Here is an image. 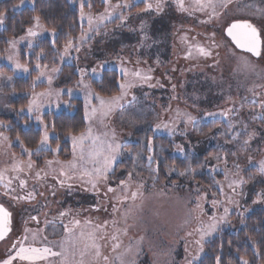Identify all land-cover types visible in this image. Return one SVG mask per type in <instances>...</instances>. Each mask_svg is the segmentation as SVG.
Here are the masks:
<instances>
[{"label": "rangeland", "instance_id": "1", "mask_svg": "<svg viewBox=\"0 0 264 264\" xmlns=\"http://www.w3.org/2000/svg\"><path fill=\"white\" fill-rule=\"evenodd\" d=\"M72 1L78 4L80 10L83 4L86 15L83 20L80 17V23L82 31L90 38L81 43L78 39L80 34L74 40V43L80 45V50L77 52L70 48L69 55L63 58L60 56L56 66L45 69L52 78L51 84L47 77L36 80L39 70L31 62L30 54L37 41L45 37L54 39L55 34L40 22L44 31L37 37H28L26 32L23 36L12 38L17 41L16 48L9 45L5 53H0V66L6 65L12 70L11 74L0 73V115L13 118L27 115L31 119L28 118L29 125L33 123L43 132L47 131L50 137V131L45 128L47 123L44 116L62 111L73 112L74 100L80 99L87 122L86 130L81 133H87L91 128L93 135L103 138L108 133L107 138L111 140L114 131L115 142L120 144V154L107 173V180H100L96 190L86 182L87 177L84 180H66L61 186L55 178L59 176L60 166H49L45 162L75 159L79 165H83L78 153L74 157L72 151L69 158L62 159L58 156L60 147L59 151L51 148L49 140L47 147H23L17 138L12 139L6 124L0 125V132L8 138L0 142V170H5V183L8 178L12 179L11 191L4 183H0V204L11 213L13 230L9 237L0 242V260L12 254L13 243L23 241L25 235L28 237L25 241L27 244L48 246L54 251L68 247L78 252L82 246L78 240L79 233L81 230H89L85 224L87 220L101 224L115 218L118 227L128 228L127 235L121 233L123 243L119 252H123L129 244H134L139 237L144 238L138 253L134 249L133 253L124 257L126 262L134 260L135 264H188L198 251L196 241L200 235L197 228L201 221L207 224L213 214L217 218L223 216L224 208L227 207L228 222L220 224L216 232L204 238V250L194 262L196 264L205 255L206 245L220 232L236 229L243 216L254 206L264 205V200L254 203L257 193L264 192V174L258 169L259 162L264 160V45L261 57L254 58L237 51L226 36V29L231 23L250 20L264 41V0H215L218 15L211 20V9L203 12L196 10L194 0H184L188 11H181L176 0H165L161 13L154 10L141 11L146 6L142 0H129L131 7L116 9L112 19L105 21L95 31L89 30L87 16L96 17L103 13L108 7L105 0L103 6L95 7L90 0ZM117 2L112 0L113 5ZM151 2L155 3V0ZM135 5L140 6L134 9ZM121 12L128 17L126 21L119 18ZM31 28L39 31L35 29V24ZM201 40H211L215 43L214 47L220 49L212 63H201L205 56L195 48L191 49V58L186 55L191 45L198 43L207 48ZM30 41L32 48L28 47ZM8 56L27 65L28 72L16 69L14 61L8 60ZM73 66L79 75L77 83L73 82L69 68ZM52 69L58 71L53 72ZM107 69L119 72L120 84L132 83L133 87L127 89L128 94L121 101L122 108L114 109L107 116L97 112L89 118L86 112H91L92 106L100 108L98 97H112L97 93L93 84ZM125 70H142V75H149L151 79L142 80L125 75ZM29 76L32 83H36L33 84L34 90L28 94L27 104L23 105L18 101H22L24 95L14 89V81L17 77ZM68 89H72L71 94ZM49 90L51 96L40 98L43 106L39 113H29L27 105L32 93ZM57 92L60 94L57 95ZM123 92L121 89L118 95ZM89 93L93 94L90 98ZM224 112L228 113L227 116L222 115ZM185 114L194 117V121L187 123ZM37 115L41 117L40 120L36 119ZM209 119L216 123L214 131H201L200 127ZM157 124L161 127L156 128ZM165 124L168 127H164ZM230 124H234L235 128H230ZM244 125L256 133L247 146L243 144L247 138V133L243 132ZM189 134L201 136L202 139L194 145L184 143L186 158L190 162L204 155L205 162L197 170L189 167L183 172L184 175L175 169H168L167 181L158 182L156 168L152 167L154 138L165 136L171 140L174 135L187 137ZM70 137L68 135L66 139L70 140L72 147ZM90 146L91 141L85 140L86 153ZM25 149L31 150L32 155L29 156ZM46 150L52 151V157L47 156ZM217 156L221 159L217 160ZM225 156L227 163L224 162ZM17 161L23 162L24 171H12ZM29 161L34 163L31 171L26 167ZM236 164L240 165L239 169ZM87 167L91 168L92 165L88 164ZM54 168L56 172H53ZM41 169L42 178L37 179L35 173ZM189 169L192 171L189 172ZM76 171L79 172L80 168ZM129 172L132 173L131 180ZM252 173L255 175L248 182L246 178ZM16 177L26 180V187L22 188ZM201 178H205L206 182L200 181ZM59 179L65 178L59 176ZM240 179L246 183L234 185L233 192L228 187L229 183ZM122 180L131 185V191L143 185L139 188L142 195L135 202L129 200L120 203L117 200V197L129 194L127 189L120 186ZM69 184L71 187H68ZM109 186L115 188L116 192H108ZM29 193H34V199L17 198L26 197ZM213 200L221 203L213 207ZM114 206L118 211L113 212ZM129 209L131 212L125 221V213ZM62 212L66 214L61 216ZM74 220H79L80 225H75ZM66 229H72V232ZM108 231H112L111 223ZM189 232L191 236L187 235ZM33 233L36 234L35 239ZM99 243L103 245V254L109 257L112 264H117L114 259L116 252L111 249L112 242L101 240ZM75 259H79L78 254ZM85 259L91 261L90 256ZM14 264L25 262L15 261ZM40 264L48 262L42 261ZM51 264H61L60 257L51 258Z\"/></svg>", "mask_w": 264, "mask_h": 264}, {"label": "snow or ice", "instance_id": "2", "mask_svg": "<svg viewBox=\"0 0 264 264\" xmlns=\"http://www.w3.org/2000/svg\"><path fill=\"white\" fill-rule=\"evenodd\" d=\"M108 7H106L105 11L103 13L98 14L96 17H93L91 15L87 16V23L89 25L90 31L98 30L99 26L103 24L105 21L112 19L113 14L116 9H119L121 7H131L132 5L129 3V0H118V2L113 5L112 0H105ZM142 2L145 3V8L141 11H155L156 13H161L164 10V2L165 0H155V3H152L151 0H142ZM177 4L179 5V8L181 11H188V8L184 6V0H176ZM194 4L196 6V10H199L201 12L205 11L206 9H211V14L209 16V20L214 18L218 15L216 12V2L215 0H194ZM85 13L83 11V4H81V11L80 16L81 20L84 19ZM119 18L122 21H126L128 17L124 16L121 12L119 14ZM35 20V29L34 28H28L27 29V36L34 38L37 37L41 31H44L43 26L40 23V17L36 16L34 17ZM4 21V13L0 12V24H3ZM141 28H143V24L141 25ZM53 34H55V29L51 30ZM227 35L231 37V39L235 42V45L238 46L240 49L246 50L249 53L254 54L255 56L259 57L261 55V48L262 45H264V41L261 40V35L259 30L256 28L255 25H253L249 21H235L231 23L227 29ZM214 35V34H213ZM90 37L82 31L80 37L78 38L81 43L89 39ZM21 39H24V37H21ZM186 40L187 37H184ZM9 44L12 46L13 49L16 48L17 41L15 39L10 40ZM53 47H55V40L52 41ZM29 48H32V42L30 41L28 44ZM74 48L77 52L80 50V45L74 43V40L70 38L68 42L64 46V51L61 53V58L64 56L69 55V49ZM195 48L201 55L207 57L211 56L212 52L199 45L198 43L195 45H191L189 51L186 53L187 57L191 58L192 51L191 49ZM59 51V49H57ZM41 55H43V50H41V53L36 55L37 63L35 65L36 69L39 70V75L36 77V80H40L43 77H47V81L49 84L52 82L51 76L48 75L47 71L45 70L47 68L46 65L41 66L39 63V60L41 58ZM8 60L14 61L15 68L21 69L24 72H28V67L25 64H21L18 60H15L13 56H8ZM53 72L58 71V69H52ZM125 75H131L136 78H140L142 80H150L151 76L149 75H142V70L128 72L125 70ZM36 81H33V84L35 85ZM81 83L83 81L81 80ZM87 87V85H85ZM121 89L124 90V92L121 95L118 96H112L110 98H104V97H98L100 100V108L97 109L95 106H92L91 112H86V115L91 118L92 116L96 115L97 112H100L101 116H107L110 112H112L116 108H122L123 104H121V101L124 99V97L128 94L127 89L133 87L132 83H121L120 84ZM69 94H71L72 89H68ZM60 93L57 92V95ZM52 92L51 90L47 92H40V93H32V98L29 100V103L27 105L28 112H37L39 113L41 107L43 106L41 103V97L45 96H51ZM93 95L92 93H89V98ZM90 103V99H89ZM262 106H264V102H262ZM23 107L21 108V111H23ZM227 112L222 113V115L227 116ZM177 115H180L179 109H177ZM186 115V122L192 123L194 121V117H192L190 114ZM208 115H215L214 113H208ZM264 118V117H262ZM37 120H40L41 117L37 115ZM4 122L0 121V125H3ZM164 127H168L167 124L163 125ZM47 125H45V128ZM161 125L157 124L156 128H160ZM230 128L234 129L235 125L230 124ZM243 132L247 133V138L244 139L243 144L247 146L251 139L256 135L255 131H249L248 126L244 125ZM237 136L240 135V133H236ZM108 133H105L103 135V138L99 135H93L91 128H89L87 133H81L80 135H71V141H72V151L74 154V157L79 155V159L84 162L83 165H79L76 160L72 161H53V160H47L45 163L49 166L53 164L59 165V176H63L65 179H59V176L55 177L59 180V184L63 186L65 184L66 180H72L79 178L81 180H84L85 177H87V183L91 185L93 190L97 189V185L100 180H107V173L112 168V165L114 161L117 159V156L120 154V144L118 142H115V132L112 131L111 137L112 139H108ZM8 138L4 136L2 132H0V142L7 140ZM17 140H19V137H17ZM48 140H49V134L47 131H44V134L41 138L40 145L42 147L48 146ZM85 140L91 141V146L87 150V153L85 151ZM177 149L181 152H183V148L179 145H177ZM27 151L28 155L31 156L32 152L31 150L25 149ZM56 151H59V146L57 147ZM151 159V157H149ZM217 160H220L221 157L217 156ZM249 160H251V157H249ZM224 162L227 163L226 156L224 157ZM88 164H91L92 167H87ZM238 169L240 168L239 164L235 165ZM25 165L22 161H17L13 164L12 171L15 172H22L24 171ZM27 169L31 171L34 167V163L32 161H29L26 165ZM80 168V171L77 172L76 169ZM259 171L264 174V160H261L258 165ZM57 169H53V172H56ZM189 172L192 170L189 169ZM42 172L43 169L40 171H37L35 173V176L37 179L42 178ZM71 173V174H70ZM181 175H184L185 173L181 172ZM46 176L47 173H44ZM129 180H131L132 173H128ZM16 179L19 180L20 186L26 187L27 181L24 179H19V177H16ZM0 183H4L5 187L9 188L11 191V183L12 179L8 178L7 182L5 183V170H0ZM246 183L245 180H233L231 183H229L228 187L235 191L234 185L238 184H244ZM120 186L128 190L129 194H125L122 197H117V200L120 203L127 202L129 200L135 202L139 196L142 195V193L139 191V188H142L143 185H139L136 191H131V185L129 183H126L125 181H120ZM68 187H71V184L68 185ZM222 190V186H221ZM108 192H116V189L109 186ZM7 195V193H5ZM18 199H34V193H29L26 197H17ZM230 199V198H229ZM264 200V192L257 193L256 200L254 201H260ZM218 203H221L220 201L213 200L211 201V204L213 207H215ZM198 208H201V212H203L202 207L197 204ZM97 210L99 208L97 207ZM118 211V209L114 206L113 212ZM131 212V209H129L125 213V221L127 220V216ZM229 209L227 207L224 208V215L217 218L215 214L209 217V223L204 224L202 221L200 223V227L197 228V232L200 235V239L196 241V244L198 246V251L196 255L192 257L191 260L188 261V264H194L196 260L199 259L200 253L203 252V243L205 237L211 236L212 233L216 232L219 225L222 223H226L227 221V215H228ZM66 213L62 212L61 216L65 215ZM33 219H36L33 217ZM73 223L77 226L80 225L79 220H74ZM112 225V231H108L109 224ZM185 223H188V221H185ZM243 223V221H241ZM85 224L88 226L89 230H81L79 233L78 240L81 243V247L77 251H72L68 247H62L61 251H54L52 248L48 246H42L37 247L33 244H27L25 241L28 240L27 235L23 237V241H16L13 243L12 248L14 252L12 254H9L5 259L0 260V264H14L15 261L25 262V264H40V262H48V264H51V258L53 257H60L61 264H101V261L103 264H112L109 257L107 255H104L102 252L103 245L99 243L101 240H110L111 243V249L113 252H116L115 261L117 264H135V261H129L126 262L124 257L128 254L133 253L134 249L138 253L140 250L141 245L143 244L144 238L141 236L138 239L135 240L134 244H129L123 252H119L118 250L121 248L122 240H121V233L124 235H127L128 228H120L118 227V222L115 218H113L112 221H104L101 224H93L91 220H87ZM12 230V220H11V213L3 207V205H0V241L4 240L5 237L8 235V233ZM26 231H31L30 229H26ZM69 233L72 232V229H66ZM187 235L191 236L192 233L189 232ZM36 238V234L33 233V239ZM70 239V238H69ZM68 241H66L67 243ZM75 247V245H73ZM79 255V259L76 260V255ZM91 257V261H86L85 257ZM242 261V264H249V261L245 259L244 257L240 258ZM216 264H220V257H216Z\"/></svg>", "mask_w": 264, "mask_h": 264}, {"label": "trees", "instance_id": "3", "mask_svg": "<svg viewBox=\"0 0 264 264\" xmlns=\"http://www.w3.org/2000/svg\"><path fill=\"white\" fill-rule=\"evenodd\" d=\"M90 2L93 7L104 5L103 0H90ZM140 5H135L134 9ZM80 11L78 4L72 0H0V12L4 13V21L0 26V53L7 51L10 45L9 41L12 38L23 36L27 29L35 24L34 17L39 16L40 22L46 28L55 29V37L54 39L45 37L37 41L30 54L31 62L36 64V55L43 50V55L39 60L41 66L46 65L50 68L56 66L68 40L70 38L75 40L81 34ZM248 21L253 24L252 21ZM53 40H55V47L52 44ZM201 41L212 52V55L205 57L201 63L205 65L212 63L220 49L214 47L215 43L211 40ZM231 45L240 51L232 43ZM261 55L259 57L251 56L260 58ZM69 68H71L73 82L77 83L79 75L76 67ZM4 72L11 74L12 70L6 65L0 66V73ZM120 79L121 76L117 70H104L100 79L93 81L95 91L102 96L118 95L121 91ZM14 89L24 95L23 100L18 102L23 105L27 104L28 94L34 90L32 78L30 76L17 77L14 81ZM74 103L73 112L62 111L48 113L44 116L47 128L51 133L49 137L50 146L51 148L60 147L58 156L62 159L69 158L72 153L70 140L66 137L77 135L86 130L87 122L83 103L80 99H75ZM28 118L27 115L18 118L0 115V121L8 126L7 130L12 139L19 137V142L23 147L35 148L40 145L44 132L33 123L29 125L30 118ZM214 126L216 123L214 124L209 119L200 127V130L203 132L214 131ZM174 136L171 140L165 136L154 138V160H152L153 166H151L156 168L158 182L167 181L166 170L168 169L184 172L190 167L197 170L205 162L206 157L204 155L197 156L189 162L186 158L187 151L184 148L185 142H189L190 145L200 143L201 136L193 134H189L187 137ZM177 145L183 148V152L177 149ZM45 152L48 157H52L51 150ZM116 170L114 171L116 172ZM255 173L248 175L246 180L251 181ZM200 181L206 182V179L201 178ZM242 221L243 223H240L236 229L222 231L210 241L206 245L205 255L196 264H216L217 256L220 257V264H242L241 257L247 259L249 264H264V205L254 206L251 211L243 216Z\"/></svg>", "mask_w": 264, "mask_h": 264}, {"label": "water", "instance_id": "4", "mask_svg": "<svg viewBox=\"0 0 264 264\" xmlns=\"http://www.w3.org/2000/svg\"><path fill=\"white\" fill-rule=\"evenodd\" d=\"M226 36H227V38H228L229 40L232 41L233 45H234L238 50H240V51H242V52L249 53V52H247L246 50L240 49L238 46H236V45H235V42L231 39V37H229V36L227 35V31H226ZM261 40H262V38H261ZM261 52H262V48H261ZM250 54L253 55L254 57H257V56H255V55L252 54V53H250ZM0 205H1V204H0Z\"/></svg>", "mask_w": 264, "mask_h": 264}, {"label": "flooded vegetation", "instance_id": "5", "mask_svg": "<svg viewBox=\"0 0 264 264\" xmlns=\"http://www.w3.org/2000/svg\"><path fill=\"white\" fill-rule=\"evenodd\" d=\"M231 41V40H230ZM231 43H232V41H231ZM233 44V43H232ZM262 47H263V45H262ZM246 53V52H245ZM248 54H250V53H248ZM251 55V54H250ZM11 220H12V215H11ZM12 231L13 230H11L9 233H8V235L5 237V239L7 238V237H9V235H11L12 234ZM3 241V240H2ZM1 242V241H0Z\"/></svg>", "mask_w": 264, "mask_h": 264}]
</instances>
